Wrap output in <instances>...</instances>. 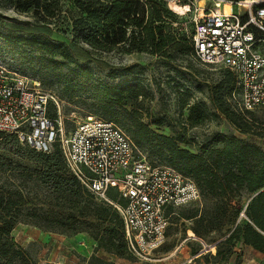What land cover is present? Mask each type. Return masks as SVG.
Masks as SVG:
<instances>
[{"label": "trees", "instance_id": "1", "mask_svg": "<svg viewBox=\"0 0 264 264\" xmlns=\"http://www.w3.org/2000/svg\"><path fill=\"white\" fill-rule=\"evenodd\" d=\"M7 1L18 12L32 15L44 24L68 20L73 35L72 43L75 45H86L103 52L121 48L128 53H149L168 63L174 61V53L183 51L185 45L194 57L190 34L180 31V7H170L161 0H149L146 4L134 0ZM8 38L22 48L28 45L38 47L42 56H46L56 69L68 67L70 78L66 80V86L70 96L76 95L78 90H84L85 82L94 84L97 81L92 68L76 62L69 47L63 43L38 35H9ZM222 70L223 79L211 88L212 103L239 131L250 132L253 128L245 119L246 114H251L250 110L234 109L225 96L226 88L231 96L237 92L236 77L230 70ZM94 88L100 97L103 116L115 114L119 106L136 104L144 96V86L137 79L123 86L102 82ZM188 111L187 120L192 127L201 125L207 117L204 104L201 103L188 106ZM50 113L56 115L53 105L50 106ZM137 123L132 141L135 146L155 145L161 156L168 153L170 166L195 182L197 180L199 188L201 184L216 198L247 196L245 207H229L226 202H221L217 205L219 216L201 213L198 209L180 215L193 221L188 231L205 241L204 235L209 230L221 228L220 218L232 211L235 218L232 228L216 244L215 254L209 252L202 257L229 261L237 243L264 254V150L234 135H217L196 152L182 146L187 143L184 133H178L177 136L158 134L142 122L140 116L137 117ZM155 123L163 125L165 121L157 119ZM0 145H4L0 153V264H34L11 236L20 223L32 224L51 232L91 231L98 247L104 251L119 257L130 254L119 211L108 202L97 199L70 172L58 144L51 152H41L21 143L15 134L0 132ZM14 163L18 166L17 173L10 168ZM15 178L21 181L16 182ZM32 181L34 185L30 187ZM36 189L47 192L43 200L38 198ZM33 194L35 197L31 196ZM109 195L117 200L114 191H110ZM241 212L245 218L236 222ZM202 247L200 243V248L194 250L193 254H197Z\"/></svg>", "mask_w": 264, "mask_h": 264}, {"label": "rangeland", "instance_id": "2", "mask_svg": "<svg viewBox=\"0 0 264 264\" xmlns=\"http://www.w3.org/2000/svg\"><path fill=\"white\" fill-rule=\"evenodd\" d=\"M242 9L239 3H234L232 6L236 15L243 12ZM179 11L181 12L178 17L180 31L189 35L193 28L194 7L188 1H182ZM70 25L68 20H61L56 24H44L32 15L18 12L7 0H0V64L37 82L42 90L55 95L60 101L62 114L68 120V128L74 127L87 116H93L112 121L133 141V132L138 127L137 117L140 116L142 122L148 124L149 128L158 134L177 136L178 133H184L187 143L182 146L190 147L196 152L203 145L212 142L217 135H234L264 150L263 108L252 109L251 114L245 115V119L253 129L243 133L214 107L211 88L223 79L221 67L200 65L185 45L182 47L183 51L174 53L175 59L171 63L157 55L128 53L121 48L109 52L96 51L86 45L73 44ZM9 35L24 37L38 35L65 44L76 62L92 68L97 81L94 84L85 82L84 90H78L76 95L70 96L66 86V80L70 78L68 67L61 66L56 69L46 56H42V51L38 47L28 45L22 48L13 43L8 38ZM57 59L63 60L61 57ZM132 79H137V82L144 86V96L140 97L136 104L119 106L115 114L103 116L95 85L108 82L123 86ZM225 96L234 109L240 110L239 101L233 94L232 96L229 94L227 88ZM195 103L204 104L207 117L201 125L192 127L187 120L188 106ZM137 108H139L138 113L135 112ZM157 119H163L165 123L157 125L155 123ZM3 146L0 145V153ZM136 146L140 155L152 164L170 166L168 153L161 156L155 145ZM17 167L14 163L10 168L17 173L19 172ZM7 174H10V171H7ZM14 180L21 181L18 178ZM33 185L32 181L29 186ZM199 185L200 200L174 210L170 217L165 242L149 260H139L130 254L119 257L106 252L98 247L91 231L51 232L32 224L20 223L14 228L11 236L34 264H222L220 258L209 256L190 261L194 255L193 251L200 248V241L197 239L185 241L193 221L184 219L180 215L198 209L201 213L219 216L217 205L222 204L221 202H226L229 207H245L247 196L244 194L242 197L231 199L216 198L201 184ZM37 191L38 198L43 200L47 192L36 189ZM31 196L35 197L34 194ZM243 218L245 216L241 212L236 222H240ZM217 221L215 223H218ZM234 221L235 218L230 211L226 217L220 218L221 228L209 230L204 235V242L208 245L221 242L232 228ZM235 248L239 249V256L233 264H238L242 260L241 255L245 247L237 243Z\"/></svg>", "mask_w": 264, "mask_h": 264}, {"label": "built area", "instance_id": "3", "mask_svg": "<svg viewBox=\"0 0 264 264\" xmlns=\"http://www.w3.org/2000/svg\"><path fill=\"white\" fill-rule=\"evenodd\" d=\"M161 1L180 7L184 0ZM187 1L195 10L190 33L194 58L235 75L238 90L233 96L242 109H264V0ZM234 3L243 8L239 15L233 13ZM67 121L55 95L0 64V132L15 134L41 152H51L58 144L70 172L97 199L119 211L129 253L149 260L165 242L171 214L199 201L200 188L177 169L142 157L112 121L87 116L72 128ZM191 239L203 246L198 255L215 254L216 243L208 245L189 230L185 241Z\"/></svg>", "mask_w": 264, "mask_h": 264}, {"label": "crops", "instance_id": "4", "mask_svg": "<svg viewBox=\"0 0 264 264\" xmlns=\"http://www.w3.org/2000/svg\"><path fill=\"white\" fill-rule=\"evenodd\" d=\"M240 246L245 247V249H243L244 252L241 255L242 260L238 264H264V254L256 251L255 249H253L250 246H247V245L244 246L243 243H240ZM215 250H216V248H214V251ZM238 251H239V249L235 248V253L231 257V259L229 261H226V262L223 261L221 263L222 264H233L235 262V260L237 259V257L239 256ZM192 257H194V259H198V258H201L202 255L201 254L200 255L194 254Z\"/></svg>", "mask_w": 264, "mask_h": 264}]
</instances>
